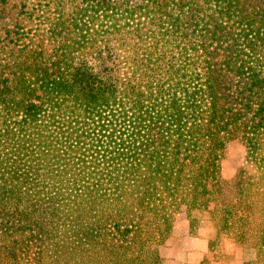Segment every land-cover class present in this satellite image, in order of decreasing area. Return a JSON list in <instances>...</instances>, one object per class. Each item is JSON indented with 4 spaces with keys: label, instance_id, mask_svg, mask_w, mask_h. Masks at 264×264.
<instances>
[{
    "label": "trees",
    "instance_id": "1",
    "mask_svg": "<svg viewBox=\"0 0 264 264\" xmlns=\"http://www.w3.org/2000/svg\"><path fill=\"white\" fill-rule=\"evenodd\" d=\"M13 6L0 264H164L179 205L264 264V0ZM234 139L246 165L225 179Z\"/></svg>",
    "mask_w": 264,
    "mask_h": 264
},
{
    "label": "rangeland",
    "instance_id": "2",
    "mask_svg": "<svg viewBox=\"0 0 264 264\" xmlns=\"http://www.w3.org/2000/svg\"><path fill=\"white\" fill-rule=\"evenodd\" d=\"M17 0H6L5 10L0 18L3 24L11 23L13 18L20 15L13 6ZM245 145L240 139H234L226 145L224 158L221 162V175L225 179L235 176L237 171L245 164ZM170 235L159 246V256L164 264H245L248 260L255 259V252L244 244H232L230 238L224 233L218 240L217 228L207 217H198L191 221L187 219L185 206L179 205L175 210ZM188 228V232H187ZM201 235L209 238L207 251L200 258L192 253L193 241L190 235ZM213 246V250L211 248ZM195 250H200L195 248ZM174 253V255H173Z\"/></svg>",
    "mask_w": 264,
    "mask_h": 264
},
{
    "label": "crops",
    "instance_id": "3",
    "mask_svg": "<svg viewBox=\"0 0 264 264\" xmlns=\"http://www.w3.org/2000/svg\"><path fill=\"white\" fill-rule=\"evenodd\" d=\"M187 232H188V228H187ZM188 235L190 234L188 233ZM190 236H191L190 238L193 240L190 241V243H192L193 245L192 253L194 257L196 258L202 257V255L207 251L209 238L208 237L207 239L203 238L201 237V235H190ZM196 247L199 248L200 250H195Z\"/></svg>",
    "mask_w": 264,
    "mask_h": 264
}]
</instances>
